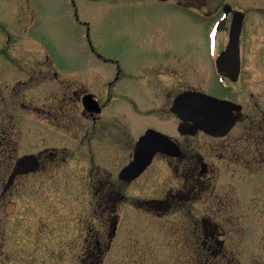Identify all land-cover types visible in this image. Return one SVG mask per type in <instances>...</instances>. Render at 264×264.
<instances>
[{"label": "flooded vegetation", "instance_id": "1", "mask_svg": "<svg viewBox=\"0 0 264 264\" xmlns=\"http://www.w3.org/2000/svg\"><path fill=\"white\" fill-rule=\"evenodd\" d=\"M145 2L210 23L204 54L178 68L171 56L132 59L123 73L87 33L90 53L113 66V75L79 67L71 83L45 81L43 73L40 81H16V41L0 26V264H67V254L75 264H112L113 257L176 264L177 243L184 264H230L225 241H242L239 188L248 176L254 217L264 223V85H236L245 27L264 25V0ZM237 20L239 72L232 81L218 75L216 59ZM193 57L204 64L211 58L218 91L187 82ZM48 61L36 63L42 72ZM187 92L231 102V126L222 112L216 134L196 128L186 104L177 105ZM26 156L35 170L12 177ZM20 209L26 215L19 217ZM38 252L40 261L32 257Z\"/></svg>", "mask_w": 264, "mask_h": 264}, {"label": "rangeland", "instance_id": "2", "mask_svg": "<svg viewBox=\"0 0 264 264\" xmlns=\"http://www.w3.org/2000/svg\"><path fill=\"white\" fill-rule=\"evenodd\" d=\"M209 25L185 18L169 6L147 4L145 0H0V26L16 41L17 65L21 69L27 67L25 71L18 67L16 81H29V77L33 82L40 81L38 74L43 73L49 77L45 81L68 78L71 83L79 67L113 75V66H102L90 53L87 33L96 51L117 59L123 73L130 71L132 59L155 55L175 57L178 68L180 61L194 53L204 54L203 37ZM245 30V63L236 85H264V25L248 26ZM225 32L219 36L222 46L227 43ZM45 56L49 67L42 72L36 63ZM203 60L193 57L196 70H192L191 78L186 77L194 87L208 90L219 84L211 58L206 59L207 64ZM54 73L59 75L58 79L53 77ZM178 74L186 81L182 72ZM211 90L218 91L216 86ZM36 102L40 104L38 99ZM247 180L251 183L241 182L239 188L242 241H225L230 264H264V223L259 225L254 217L253 178L248 176ZM24 214L20 209L18 216ZM11 246L7 241L4 255L10 254ZM183 247L177 243L176 264H184ZM32 255L39 261L43 258L41 253ZM110 259L112 264H132L119 257ZM65 261L75 264L68 254Z\"/></svg>", "mask_w": 264, "mask_h": 264}, {"label": "water", "instance_id": "3", "mask_svg": "<svg viewBox=\"0 0 264 264\" xmlns=\"http://www.w3.org/2000/svg\"><path fill=\"white\" fill-rule=\"evenodd\" d=\"M240 29L241 23L240 20H237V22L231 26L230 41L227 49L225 52L221 53L220 57L218 58V67L220 72L223 75L228 76L232 81L236 80L239 72L238 40ZM183 97L185 99L183 100V103L185 101L187 110L189 111V117L194 119V122H199L197 123L199 128L210 130V134H216L214 130H216L218 127L220 114L222 112L224 113V117L226 119L225 125H227L228 122L227 129L231 126L229 124L232 120L228 116L233 105L232 103L195 93H188ZM31 159L33 158H22L18 162L12 177L19 173L34 171L36 165ZM11 179L9 183L11 182Z\"/></svg>", "mask_w": 264, "mask_h": 264}, {"label": "snow or ice", "instance_id": "4", "mask_svg": "<svg viewBox=\"0 0 264 264\" xmlns=\"http://www.w3.org/2000/svg\"><path fill=\"white\" fill-rule=\"evenodd\" d=\"M215 34H216V33H215V30H213V32H212L213 37L215 36Z\"/></svg>", "mask_w": 264, "mask_h": 264}]
</instances>
